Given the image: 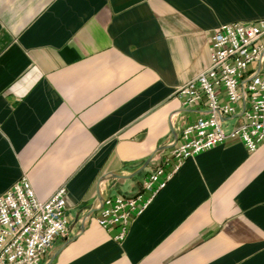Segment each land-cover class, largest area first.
<instances>
[{"label": "crops", "instance_id": "1", "mask_svg": "<svg viewBox=\"0 0 264 264\" xmlns=\"http://www.w3.org/2000/svg\"><path fill=\"white\" fill-rule=\"evenodd\" d=\"M259 20L264 0H0V196L65 187L72 222L41 264H264V142L184 162L123 242L97 222L104 198L174 170L207 112L176 91L209 68L213 30Z\"/></svg>", "mask_w": 264, "mask_h": 264}, {"label": "built area", "instance_id": "2", "mask_svg": "<svg viewBox=\"0 0 264 264\" xmlns=\"http://www.w3.org/2000/svg\"><path fill=\"white\" fill-rule=\"evenodd\" d=\"M209 51V68L176 91L183 107L204 106L207 112L182 128L172 149L174 170L167 173L162 164L143 183L142 193L108 196L98 206V224L117 229V242L127 238L184 162L229 140L241 141L249 152L264 142V20L214 29ZM235 118L242 123L229 128ZM66 193L62 187L42 201L23 177L0 196V264H41L69 232Z\"/></svg>", "mask_w": 264, "mask_h": 264}, {"label": "water", "instance_id": "3", "mask_svg": "<svg viewBox=\"0 0 264 264\" xmlns=\"http://www.w3.org/2000/svg\"><path fill=\"white\" fill-rule=\"evenodd\" d=\"M149 162H150V161H149ZM149 162H148V163H149ZM148 163L146 164V166L148 165ZM146 166H145V167H146Z\"/></svg>", "mask_w": 264, "mask_h": 264}, {"label": "rangeland", "instance_id": "4", "mask_svg": "<svg viewBox=\"0 0 264 264\" xmlns=\"http://www.w3.org/2000/svg\"><path fill=\"white\" fill-rule=\"evenodd\" d=\"M72 223V222H71ZM71 226V225H70ZM70 230V229H69Z\"/></svg>", "mask_w": 264, "mask_h": 264}]
</instances>
